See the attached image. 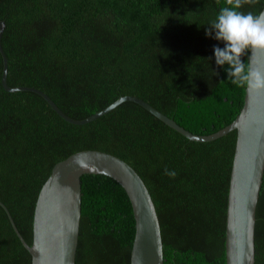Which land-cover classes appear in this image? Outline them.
<instances>
[{
	"label": "trees",
	"instance_id": "16d2710c",
	"mask_svg": "<svg viewBox=\"0 0 264 264\" xmlns=\"http://www.w3.org/2000/svg\"><path fill=\"white\" fill-rule=\"evenodd\" d=\"M224 6L225 0H0L7 86L41 91L76 121L132 96L193 134H213L239 114L245 90L227 80V65L215 64L213 48L223 42L205 36ZM263 7L264 0H252L240 11ZM2 66L0 54V202L28 245L37 195L53 166L95 150L126 162L147 187L163 264H225L235 131L192 142L133 102L72 125L38 94L6 92ZM80 181L75 264H129L135 229L124 190L104 175ZM255 218L254 264H264V174ZM0 264H31L1 206Z\"/></svg>",
	"mask_w": 264,
	"mask_h": 264
},
{
	"label": "water",
	"instance_id": "95a60500",
	"mask_svg": "<svg viewBox=\"0 0 264 264\" xmlns=\"http://www.w3.org/2000/svg\"><path fill=\"white\" fill-rule=\"evenodd\" d=\"M261 11H264V7ZM4 26L0 22V38ZM0 54L3 63L1 85L6 92L36 93L56 115L72 125L88 124L123 102H133L192 142H210L235 131L225 217V264L255 263V213L264 174V92L252 93L245 89L243 104L236 118L207 136L185 130L148 103L132 96L120 97L103 110L76 121L65 116L41 91L28 87H8L7 59L1 47ZM249 58L253 66L264 69V52L250 51ZM83 175L107 176L124 190L131 206L135 229L129 264H163L160 224L147 187L126 162L95 150L76 152L53 166L35 202L31 245L21 237L9 212L0 202L13 232L31 256V264H75L81 217L80 178Z\"/></svg>",
	"mask_w": 264,
	"mask_h": 264
},
{
	"label": "clouds",
	"instance_id": "9594fccd",
	"mask_svg": "<svg viewBox=\"0 0 264 264\" xmlns=\"http://www.w3.org/2000/svg\"><path fill=\"white\" fill-rule=\"evenodd\" d=\"M251 2L225 0V6L206 27L205 36L223 42L224 47L215 46L213 53L218 67L227 65V80L236 87L258 93L264 92V69L253 66L251 58L247 64L242 61L250 51L264 52V11L258 14L240 11Z\"/></svg>",
	"mask_w": 264,
	"mask_h": 264
}]
</instances>
